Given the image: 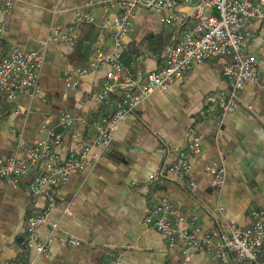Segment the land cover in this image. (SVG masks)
Masks as SVG:
<instances>
[{"label": "crops", "instance_id": "crops-1", "mask_svg": "<svg viewBox=\"0 0 264 264\" xmlns=\"http://www.w3.org/2000/svg\"><path fill=\"white\" fill-rule=\"evenodd\" d=\"M87 0H16L15 7L0 18L4 25L0 51L12 47L42 50L38 91L0 105V157H23L29 145L45 135L42 127L63 132L62 156L80 153L95 135L94 121L105 114L96 100L106 78L107 67L78 76L90 69L98 49H109L110 29L101 26L102 10H90L94 20L82 23L73 45L53 42L56 28L63 32L85 11ZM140 10L124 39L122 63L134 77L163 65V51H151L149 38L167 34L172 28ZM251 35L248 52L256 57L259 73L248 81L237 110L217 121L204 113L208 96L226 86L223 59L195 64L175 84L144 99L140 108L125 120L101 158L58 187L57 206L39 228L42 238L58 224L46 257L25 249V220L41 212L45 198L28 191L30 178L19 186L0 180V262L5 264H102L116 254L120 264H184L181 246L167 240L145 218L153 204L167 197L185 222L197 225L200 238L228 225L250 224L253 209H264V18L246 25ZM47 45L42 48L41 41ZM78 80L76 88L69 87ZM16 111H19L17 114ZM81 116L62 130V113ZM194 136L201 137L199 153L190 158L188 179L195 185L152 178L175 161L176 148ZM209 163L224 164L225 184L214 188L206 171ZM74 238L73 246L66 242ZM264 257V249H263ZM185 264H218L209 254L192 252Z\"/></svg>", "mask_w": 264, "mask_h": 264}, {"label": "built area", "instance_id": "built-area-1", "mask_svg": "<svg viewBox=\"0 0 264 264\" xmlns=\"http://www.w3.org/2000/svg\"><path fill=\"white\" fill-rule=\"evenodd\" d=\"M15 4L16 0H0V18L12 11ZM95 7L102 10V28H111V46L95 52L90 69L77 71L82 77L91 70L107 67L105 81L96 95L105 114L94 121V137L80 153L62 156L56 149L63 146V132L44 126L45 135L29 145L23 157H0V180L19 186L29 177L31 195L45 198L41 212L28 215L25 220L26 252L41 257L49 255L53 235L59 228L58 224H52L46 238L39 233V228L47 223L49 213L58 204L57 188L66 184L75 171L101 158L102 150L110 146L120 125L140 108L144 99L177 83L195 64L223 59L226 86L208 96L204 110L206 115L220 121L237 110L245 84L256 80L259 73L256 57L248 52L251 35L246 25L264 18V0H87L85 11L77 14L76 23L65 32L56 28L52 41L73 45L79 25L94 20L90 10ZM140 10L158 16L159 24L171 27L172 38L163 51V65L134 77L124 67L122 54L126 47L124 39ZM3 31L4 25L0 22V35ZM47 42L41 41L42 48ZM43 60L42 50L23 51L12 47L7 54L0 51V101L13 103L19 97L33 96L38 91ZM77 85L78 80L68 84L72 88ZM76 123H85V120L66 112L59 117L62 130ZM200 149L201 137L194 136L185 146L176 148L173 164L158 172L151 181L157 185L170 182L193 187L195 183L188 179L190 158ZM205 168L212 177V186L221 188L226 180L225 165L209 163ZM145 221L167 240L169 247H182L184 264L190 260L192 252L209 254L218 264H264V209L251 211L249 225L231 224L200 238L195 222L187 224L167 197L153 204ZM66 242L73 246L80 244L74 238H67ZM102 264L120 262L117 255L112 254Z\"/></svg>", "mask_w": 264, "mask_h": 264}, {"label": "trees", "instance_id": "trees-1", "mask_svg": "<svg viewBox=\"0 0 264 264\" xmlns=\"http://www.w3.org/2000/svg\"><path fill=\"white\" fill-rule=\"evenodd\" d=\"M149 40V45L151 48V51L159 54L162 52V50L169 44L170 42V37L167 34H162L161 35H157V36H153L151 38L148 39ZM0 105H7L5 101H0ZM31 215V214H29Z\"/></svg>", "mask_w": 264, "mask_h": 264}, {"label": "rangeland", "instance_id": "rangeland-1", "mask_svg": "<svg viewBox=\"0 0 264 264\" xmlns=\"http://www.w3.org/2000/svg\"><path fill=\"white\" fill-rule=\"evenodd\" d=\"M154 18L156 19V21H158V16L154 15ZM155 19H154V20H155ZM158 23H159V22H158Z\"/></svg>", "mask_w": 264, "mask_h": 264}]
</instances>
